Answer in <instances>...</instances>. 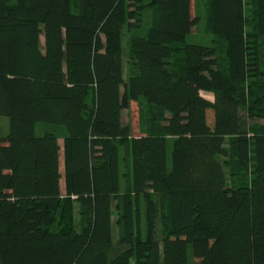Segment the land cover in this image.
Returning <instances> with one entry per match:
<instances>
[{"label": "trees", "instance_id": "16d2710c", "mask_svg": "<svg viewBox=\"0 0 264 264\" xmlns=\"http://www.w3.org/2000/svg\"><path fill=\"white\" fill-rule=\"evenodd\" d=\"M202 1L0 0V264H264V0Z\"/></svg>", "mask_w": 264, "mask_h": 264}, {"label": "rangeland", "instance_id": "374dc122", "mask_svg": "<svg viewBox=\"0 0 264 264\" xmlns=\"http://www.w3.org/2000/svg\"><path fill=\"white\" fill-rule=\"evenodd\" d=\"M192 15L193 17H198V22L192 32L187 36L186 42L191 44H201V45H211L213 43V35L206 30V16H207V5L202 0H192ZM246 10H247V16L249 18V24H248V31H251V28H253L254 25H252L251 20L254 17V12L256 10L255 4L253 0H246ZM131 38V33L128 31L127 25L124 27L123 31V54H124V62H125V69L128 73L129 71V53H128V47L127 43H129V40ZM41 43L42 46L44 44V37L42 35L41 37ZM262 46L264 48V38L262 39ZM126 77V73H125ZM124 92V89H123ZM203 96L208 95L206 98L209 100H213V96L202 93ZM144 107V105H140L139 102L131 101L130 106L128 109H125L122 113V120L125 125L129 124L132 128V136L138 137L141 135L140 131V108ZM251 126L254 125H264V119L257 120L255 122H251ZM55 131L59 135V144L61 146L60 151V169L62 173V179L60 181V188L62 191V194H65V182H64V162H63V144H64V131L58 128H54L48 124L45 123H38L36 125V133L37 135H42L47 131ZM9 133V119L7 117H1L0 118V136L5 139ZM228 146V145H227ZM229 148V146H228ZM169 149H171V146H169ZM121 155L123 154V149H120ZM221 160L224 159L221 157ZM129 166L128 162L123 163L122 170L126 171ZM75 220H76V228L79 229L80 225V217H79V208L78 205H75ZM113 235H114V242L117 243L118 240V228L116 225V215L114 214L113 217ZM134 259L132 260V264H134ZM190 264H193L192 262V250H190Z\"/></svg>", "mask_w": 264, "mask_h": 264}, {"label": "crops", "instance_id": "0c3cea01", "mask_svg": "<svg viewBox=\"0 0 264 264\" xmlns=\"http://www.w3.org/2000/svg\"><path fill=\"white\" fill-rule=\"evenodd\" d=\"M192 5H193V3H192V0H191V7H192ZM192 9V8H191ZM196 26V25H195ZM194 26V27H195ZM194 27L192 28V30L194 29ZM127 47H128V43H127ZM129 72V71H128ZM125 73H126V78H127V75H128V73L126 72V69H125ZM204 93V92H203ZM206 94H209V95H212V94H210V93H206ZM208 95H205V97H207Z\"/></svg>", "mask_w": 264, "mask_h": 264}]
</instances>
